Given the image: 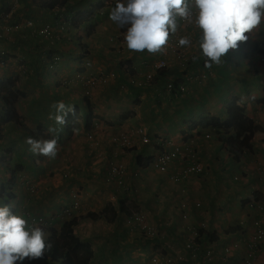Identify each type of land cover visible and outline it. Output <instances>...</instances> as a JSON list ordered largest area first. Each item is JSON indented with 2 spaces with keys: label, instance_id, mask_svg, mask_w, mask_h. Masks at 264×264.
I'll return each instance as SVG.
<instances>
[{
  "label": "crops",
  "instance_id": "obj_1",
  "mask_svg": "<svg viewBox=\"0 0 264 264\" xmlns=\"http://www.w3.org/2000/svg\"><path fill=\"white\" fill-rule=\"evenodd\" d=\"M32 1L0 0V48H8L12 60L0 67V77L31 68L32 63L21 61L22 51L15 59L17 52L11 46H23L33 36L24 27L28 16L39 14ZM103 1L105 12L99 24L91 34L81 35L83 50L74 46V28L63 33L61 40L54 29L46 37L50 40L44 38L38 48L43 52L55 48L61 59L54 63V71L30 73L31 86L22 88L27 95L14 105L15 114L24 112L32 136L13 121L4 126L1 141L12 151L3 161L0 150V188L13 171L15 181L10 188L16 195L7 204L28 221L30 216H41L43 224L57 228L77 218L74 234L92 248L89 264H159L153 258L163 264H244L246 239L258 225L264 226V212L253 206L255 201L264 203V65L257 55V48L264 47V24L248 41L239 42L240 49L229 50L224 63L208 69L197 51L198 32L180 22L169 43L189 36L192 45L182 47L178 55L169 52L166 68L155 71L152 63L161 54L131 53L123 44L126 29L109 19L118 0ZM86 2L91 6L99 1ZM9 9L11 16L6 19L2 13ZM12 16L17 27L10 26ZM193 56L198 57L195 62ZM42 58L37 56L34 65ZM148 73L152 78L145 80ZM171 81L184 84L185 90H168ZM56 101L74 104L77 114L66 117L57 156L49 160L33 155L25 141L52 138L47 131L52 123L48 114ZM228 105L240 107L248 119L251 149L228 150L214 127L201 126L204 117L227 122ZM96 121H100L97 127ZM121 134L130 137L129 147L113 140ZM191 138L190 146L184 141ZM185 144L202 169L174 180L188 164ZM174 145L181 147L183 155L165 171L155 169L151 160ZM118 163L124 165L123 174L110 175V166ZM121 201L127 210L142 212L156 234L146 237L136 224H127V215L119 208ZM0 203L5 204L1 199ZM108 205L106 216L81 218L88 212L100 213ZM65 207H70L69 213ZM202 222L204 229L193 239L191 228ZM25 260L26 264L57 263ZM256 264H264V240L256 252Z\"/></svg>",
  "mask_w": 264,
  "mask_h": 264
},
{
  "label": "clouds",
  "instance_id": "obj_2",
  "mask_svg": "<svg viewBox=\"0 0 264 264\" xmlns=\"http://www.w3.org/2000/svg\"><path fill=\"white\" fill-rule=\"evenodd\" d=\"M109 19L119 28L126 29L123 44L134 54H162L171 36L178 31L180 22L192 25L198 32L199 58H203L205 68L211 69L213 65L224 63L223 58L229 50L237 49L239 42L248 41L254 30L261 28L264 0H118ZM191 45L189 36H182L177 41L178 47ZM263 53L264 47L257 48L259 59ZM192 59L195 62L198 57ZM49 107L48 120L52 123L47 131L52 138L28 137L25 143L33 155L52 160L57 156L58 136L67 122L66 117L76 115V106L56 101ZM2 118L0 115L1 123ZM221 142L228 148L225 141ZM33 217L41 216H30L28 221L24 216L14 214L10 205L0 203V264H26L25 259L44 258L51 244L47 242L48 234L39 227L45 225L43 217L37 223L31 221Z\"/></svg>",
  "mask_w": 264,
  "mask_h": 264
},
{
  "label": "trees",
  "instance_id": "obj_3",
  "mask_svg": "<svg viewBox=\"0 0 264 264\" xmlns=\"http://www.w3.org/2000/svg\"><path fill=\"white\" fill-rule=\"evenodd\" d=\"M32 2V5L39 10V14L28 16L26 20L32 21L33 26L24 25V27L26 30H28L31 36H33L31 38L25 39V42L28 43L24 44L23 46H11V50H14V52L20 53L22 51L24 58H22L21 61L25 64H28L27 62L32 63V69L29 68L27 71H23L22 69L17 70L20 74L15 71H9V75L2 74L0 77V115H3V118L1 119L3 124L0 126V150L5 157L3 161H7L10 158L9 155L5 154H10L12 151L11 148L4 146L6 143L5 141H1L3 134H5V125L13 121L20 130L24 131L25 133H29L30 136H32L33 133L32 129H30L26 123H23V119L25 118L15 114L14 107L19 97L23 96L24 94L27 95L22 88L31 86V78L29 74L35 72V75H38L40 74V71L42 73L43 71L46 72V70L54 71V63L61 59L60 54L54 51L55 48L52 50L48 49L47 52L38 51V48L42 47L43 43L45 42L43 39L49 35H52L53 30L55 29L59 34L58 39L61 40L64 36L63 33L65 30L67 31L70 30V28H74V43H76L77 46H80V50H83L81 35L84 34L86 36L87 34H91L95 30V27L99 24V20L104 16L103 14L105 12L103 10L105 4L104 1L102 2V0H99L98 4L95 2V5L91 6L86 2V0H33ZM40 11L45 13L43 15L44 19L43 16L40 15ZM10 21L11 23L16 22L15 16H12ZM46 24H48L52 29L48 35L41 33L39 34L36 32L35 29ZM58 29L61 31H58ZM82 30L84 33H82ZM19 34L23 35V37L26 36L24 35L25 32L23 31H20ZM46 39L50 40V38ZM85 52L86 51H84V53ZM37 56H42L43 58L39 64L36 62L34 65L33 60ZM55 57H58L59 59L54 61ZM126 72L134 75V70H131L130 68H127ZM19 84L21 87H19ZM227 113L229 115L227 122H222L216 117H204L200 121V124L202 127H205L208 124L211 127H214L215 133L219 136L220 141H225L227 143L228 150L242 151L243 148L251 149V144L249 142L250 136L246 131L249 126V121L243 116L241 108L228 105ZM72 116V114H69L68 118H71ZM85 122V125L90 127L91 112H89ZM71 124H74V121H72ZM69 127L70 125H68L66 129L70 130ZM11 173L12 174L9 176V181L3 184L0 188V199L3 200L5 204L9 203L8 200H11L16 196L10 188V186L13 185L15 181V174L13 171H11ZM119 208L120 211H124L126 215H129L131 212V209L127 210V208L124 207L122 201ZM110 209L111 207L108 205L100 213L96 214L88 212L81 218L91 217L92 219H95L97 218L96 216H99V214L101 216H106L105 213ZM12 211L14 212L13 209ZM76 223L77 218H71L63 222L59 228L50 224L39 225V227H41L48 234L47 242L51 244V248L46 252L43 259L60 264H89V261L92 257V248L88 243L75 236L73 228Z\"/></svg>",
  "mask_w": 264,
  "mask_h": 264
},
{
  "label": "built area",
  "instance_id": "obj_4",
  "mask_svg": "<svg viewBox=\"0 0 264 264\" xmlns=\"http://www.w3.org/2000/svg\"><path fill=\"white\" fill-rule=\"evenodd\" d=\"M3 12H4V13H2L3 16L6 19H9L11 16V10L9 9V10H5ZM10 26L11 27H17L16 23H11ZM25 26H33L32 21L26 20ZM11 27L8 26V27H5L4 29L9 30ZM35 30L39 34L41 33V34H45V35H48L52 31L51 27L48 24L43 25L42 27H38ZM58 31H61V30L58 29ZM2 35L3 34L0 33V39H1ZM177 41L178 40H175V41L169 43L166 46V51L161 54V58H159L158 60H156L155 62L152 63V67L155 71H163L166 68V66H167V55L169 52L175 51L176 55H178L181 52L182 47L177 46ZM10 55H11L10 50L8 48H6V47L0 48V67H4L8 63V60L12 61V60H10L11 59ZM14 57H15V54H14ZM58 59H59L58 57H55L54 61H57ZM260 60L264 64V53L260 54ZM151 78H152L151 73H148L145 77V80H150ZM166 88L170 91L174 90L176 92L181 93L185 90V85L184 84L174 85V83L171 81V82L167 83ZM99 124H100V121H96L94 123V126L97 127ZM91 136H92L91 133L88 134V137L91 138ZM142 139L144 142L147 141L146 137H143ZM113 140L119 142L122 146H125V147H129L131 145L130 137L126 134H121L118 137H114ZM193 140H194L193 138L188 139V140L186 139L184 142H187L186 144H189L191 146V145H193V143H192V142H194ZM225 144H226V142H225ZM185 149L187 150V153H188V155H187L188 164L185 166V168L180 173H177L174 176V180H178L180 178V175L184 176L185 174L187 175V174H191V173L201 172L202 166L200 165V163H198L194 160L192 149H190L187 145H186ZM182 155H183V153H182L181 147H179L178 145H174L169 150L162 151L160 154L156 155L151 160V164L155 169H157L159 171H165L167 169L168 164L172 160H175L176 158L181 157ZM108 171H109L110 175H115V176L119 177L123 174L124 165L122 163L112 164ZM72 204L74 207L77 206L76 202H73ZM197 205H199V204H197ZM253 206L255 208H257L258 210L264 212V203L255 201ZM69 208L65 207L64 211L69 213L70 212ZM40 220H41V217H33L31 219V221L34 223H37ZM126 223L127 224H136L138 226L139 230L146 237H152L156 234L155 227L150 225L149 223H147L144 220L143 213L140 211H134V210L132 211L131 210L130 214L126 216ZM204 227H205V225L202 222L198 228L197 227L191 228L192 238L194 239L196 236H198L200 230L202 231L204 229ZM246 240H247L246 241V246H247L246 247V255L244 257L243 262H244V264H256V252L259 248L260 243L264 240V226L258 225L255 228L254 232L251 234V236L248 237V239H246ZM152 262L163 264L157 258H153ZM165 264H173V263L171 261H165Z\"/></svg>",
  "mask_w": 264,
  "mask_h": 264
},
{
  "label": "rangeland",
  "instance_id": "obj_5",
  "mask_svg": "<svg viewBox=\"0 0 264 264\" xmlns=\"http://www.w3.org/2000/svg\"><path fill=\"white\" fill-rule=\"evenodd\" d=\"M98 1H99V0H98ZM70 29H71V28H70ZM68 32H69V30H67V31L65 30V31H64L65 35H66ZM83 37H85L84 34H83ZM74 44H75V45H74L75 47H78L76 43H74ZM238 49H240V47H238L237 50H238ZM17 55H18V54H17ZM43 74H45L44 71H43ZM77 99H78L80 102L83 101V99H81V98H77ZM17 101H18V100H17ZM82 103H83V102H82ZM70 104H71V103H70ZM78 105H79V104H78ZM18 113H19V114H17V115H20V116L24 117V115H23L24 112H22L23 114L20 113V112H18ZM12 118H13V115H12ZM23 123H24V124L26 123V122H25V119H23ZM1 124H2V123L0 122V125H1ZM2 138H5V137L2 136ZM2 138H1V140H2ZM3 141H4V140H3ZM28 189H29V190L32 189V188L30 187V185L28 186ZM14 212H15V211H14ZM14 212H13V213H14ZM56 264H58V263H56Z\"/></svg>",
  "mask_w": 264,
  "mask_h": 264
}]
</instances>
